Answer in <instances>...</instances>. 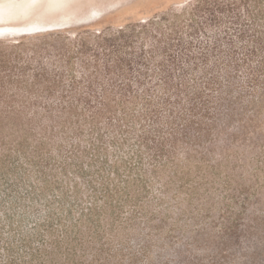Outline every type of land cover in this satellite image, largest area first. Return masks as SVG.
Returning a JSON list of instances; mask_svg holds the SVG:
<instances>
[{"label":"trees","instance_id":"1","mask_svg":"<svg viewBox=\"0 0 264 264\" xmlns=\"http://www.w3.org/2000/svg\"><path fill=\"white\" fill-rule=\"evenodd\" d=\"M194 1V11L180 23L162 18L109 38L97 36V44L62 47L63 57L80 62L82 71L79 80L57 68L51 76L34 75L38 85L63 84L57 96L46 93L45 104L18 106L12 96L0 98L1 197L16 199L21 190L20 199L39 198L22 183L24 172L51 190H59L64 179L81 180L120 208L127 190L126 199L138 196L144 209L159 197L164 207L173 185L194 188L195 178L185 172L183 182L179 175L181 160L200 155L198 162L213 167V144L223 138L234 144L237 133L231 129L248 124L247 108L258 106L264 95V0ZM251 111L254 118L257 112ZM161 176L169 178L164 191ZM130 179L141 189L132 193ZM158 188L162 192L153 196ZM5 199L0 213L7 211ZM81 207L93 215L90 205ZM6 215L12 220L14 214ZM52 215L43 222L51 231L61 224L60 214ZM1 221L0 215V235L6 225L18 233L11 221ZM31 241L21 232L13 243L6 239L9 254L0 255V264H31L40 250ZM137 246L141 252L144 245Z\"/></svg>","mask_w":264,"mask_h":264},{"label":"rangeland","instance_id":"2","mask_svg":"<svg viewBox=\"0 0 264 264\" xmlns=\"http://www.w3.org/2000/svg\"><path fill=\"white\" fill-rule=\"evenodd\" d=\"M193 4L194 0L15 1L12 12L4 13L7 20L0 21V25L17 29L30 25L55 27L0 30V98L12 96L18 106L45 104L46 93L57 96L63 84L38 85L32 79L34 75L51 76L57 68L66 74L71 71L79 80L82 71L80 62H68L63 57L62 47L64 51L69 46L73 48L75 41L97 44V36L109 38L134 25L160 23L162 18L167 23H180L194 11ZM19 5L23 6L17 9ZM38 94V100L33 98ZM247 110L248 124L237 123V129L230 131L237 133L235 143L223 138L213 144V167L198 162L200 155L181 160L183 169L179 175L183 180L180 176L175 180L187 182V172L190 180H196L194 188L171 186L167 193L170 200L164 202L162 214L160 197L143 209L138 196L126 199L127 190L126 203L123 199L120 208L111 205V199L100 189L93 192L92 186L81 180L64 179L59 190H51L53 187L49 189L42 178L24 172L22 183L39 198L20 199L19 195L24 194L21 190L16 199L0 196L6 201L2 203L7 214H14L11 220L1 211V223L11 221L16 232L31 238L32 245L40 248L34 251L31 264H41L42 260V264H264V95L258 106ZM249 110L257 112L254 118ZM161 179L164 191L169 178ZM132 181L128 186L134 193L142 184ZM196 187L198 191H194ZM161 192L158 188L152 195ZM85 204L90 205L92 218L87 210L81 211ZM48 214L55 219L60 214L59 229L51 231L43 226ZM1 230L0 255L5 257L9 254L3 247L5 240H16L18 233L10 232L7 225ZM138 244L144 247L137 253Z\"/></svg>","mask_w":264,"mask_h":264},{"label":"bare ground","instance_id":"3","mask_svg":"<svg viewBox=\"0 0 264 264\" xmlns=\"http://www.w3.org/2000/svg\"><path fill=\"white\" fill-rule=\"evenodd\" d=\"M16 1V4L17 2L20 4L22 2V0H0V21H6L7 17L5 16V12L8 11L10 12L11 11V7L13 6V3ZM24 1V0H23ZM28 2H25V5H28L27 4ZM23 6V5H22ZM21 5L19 6H16L17 9H20L22 7ZM12 12V11H11ZM41 25H33V26H25L23 28H21V30H27V29H37V28H40ZM17 28H13L11 26H7V25H0V30H16Z\"/></svg>","mask_w":264,"mask_h":264},{"label":"water","instance_id":"4","mask_svg":"<svg viewBox=\"0 0 264 264\" xmlns=\"http://www.w3.org/2000/svg\"><path fill=\"white\" fill-rule=\"evenodd\" d=\"M53 27H55V26H53ZM52 26H50V27H41V29H52L53 28ZM16 31H19V32H21L22 30L21 29H17Z\"/></svg>","mask_w":264,"mask_h":264}]
</instances>
